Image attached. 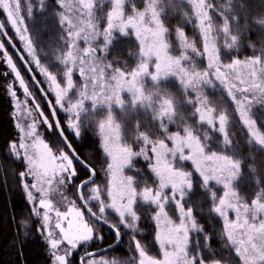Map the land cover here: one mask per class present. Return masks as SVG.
Listing matches in <instances>:
<instances>
[{
  "label": "rangeland",
  "instance_id": "rangeland-1",
  "mask_svg": "<svg viewBox=\"0 0 264 264\" xmlns=\"http://www.w3.org/2000/svg\"><path fill=\"white\" fill-rule=\"evenodd\" d=\"M166 1L12 0L23 25V33L16 35L17 39L11 37L12 41L18 44L33 72L47 85L69 130L77 137L90 132L98 141L101 162L95 168L96 180L83 190L85 201H100L102 196V203L129 210V219H118L113 210L106 211L111 223L123 224V243L117 251L97 260L116 258L121 264H140L143 259L145 264H167L179 253L186 264H192L194 259L198 264H205L199 260L201 251L194 253L189 247L192 237L189 231L201 227L196 216L189 212L190 181L192 178L217 179L230 189L235 174L231 159L208 152L191 135L195 128L190 127L189 118L181 112L186 105L170 102L168 92L160 88L167 79L203 86L208 100L202 99L207 101L206 110L196 114L193 124L206 119H210L209 123L217 121L220 115L218 118L215 112H231V103L223 95L230 84L228 79L221 80L211 64L202 66L203 59L198 58L201 50L192 58L196 49L193 39L170 26L174 21L170 15L177 17ZM183 3L184 6L179 4V10L187 14L192 5ZM165 14L169 20L154 32V25L158 24L155 19ZM114 15L116 22L130 29L138 44L137 53L131 57L120 56L126 55L123 49H110L114 28L110 19ZM0 18L5 29L13 33L1 2ZM222 35L224 40H219L222 44L217 52L220 57L215 56L213 42L206 40V50L215 58L216 66L224 68L220 73L237 82L242 93L256 92L255 96H264V53L250 50L241 57L231 53L232 39L239 41L242 37L237 24L227 27ZM236 51L239 50L236 48ZM0 56L10 75L8 88L16 125L20 122L25 130L27 148L20 155L25 156L23 162L33 169L29 174L33 176L38 199L52 205L53 223L55 211L72 209L87 217L77 199L78 185L72 180L78 174L77 169L74 173L63 147H54L48 141L52 123L18 61L1 40ZM54 87L60 91L59 95ZM250 103L238 97L235 106L253 125L254 121L245 114L251 108ZM17 131L19 139L18 128ZM96 201L91 202L94 209H98ZM229 202L235 203L236 199H227L225 205ZM133 207L134 212L130 211ZM254 208L246 213L240 211L236 216L220 214L232 245L237 244L235 249L231 248L239 250L247 264H259L262 260L255 240L264 236L259 227L264 224V210L260 204ZM72 220L73 235L85 230L83 224L75 222V217ZM132 227L136 235L128 230ZM159 245L169 251L162 255ZM207 264L214 263L208 260Z\"/></svg>",
  "mask_w": 264,
  "mask_h": 264
},
{
  "label": "trees",
  "instance_id": "trees-1",
  "mask_svg": "<svg viewBox=\"0 0 264 264\" xmlns=\"http://www.w3.org/2000/svg\"><path fill=\"white\" fill-rule=\"evenodd\" d=\"M183 2L192 5V10H188L187 14H181L179 10L181 7L179 4L184 6ZM166 4H169L171 11L176 12L177 17L169 14L170 20L172 17L174 19L170 26L181 31L182 35L193 39L196 49L192 52V58L198 55V51L201 50L202 55L199 54L198 58L203 59L202 66L205 63L211 64V69L218 71L220 79L223 78L226 81L228 79L230 83L223 95L225 94L231 103V112L230 110L229 113L215 112L217 117L218 114L220 115L217 121L209 123L210 119H206L194 124L196 114L202 113L207 106L208 100L205 97L203 86L194 82L181 84L177 79H167L160 84V88L168 92L170 102L186 105V107H182L181 112H185L186 118H189L190 127L194 126L195 128L194 131L192 128L191 135L198 138V141L208 152L218 153L231 159L234 166L235 174L230 183L232 192L227 189L229 186L217 179L205 178L199 181L198 178L191 179V188L189 187L190 191L187 194L191 201L189 212L190 215L196 216L201 227L200 230L193 227L189 231L192 236L189 247L194 253L202 252L208 247V238L211 236L214 239V244L211 247L216 250V254L209 259L210 262L214 264H247L243 262L239 250H233L237 244L233 243L232 245V240L226 232L227 226L220 214L224 212V215L227 213L236 216L240 211L244 212L245 210L244 213H246L250 208L255 209L254 207H257L258 204L264 210V96L257 97L255 96L256 92L246 94L244 91L242 93L237 82L232 81L227 74L223 77L220 72L224 68L220 65L216 66L215 58H212L206 50V40L213 42L215 56L220 57V53L217 54V52L222 44L219 40H224L223 31L227 30V27L237 24L242 37L239 41L232 39L231 53L236 57H241L250 50L264 53V0H167ZM182 10L184 11V7ZM192 12L194 13L190 15ZM115 18L116 15L110 19L114 23V28L111 31L113 41L110 49H123L126 55L123 53L120 56L131 57L137 53L138 44H136L132 32H129L130 29L126 28L124 24L116 22ZM168 20L167 14L155 19L158 24L154 25V32L160 30L163 27L162 23ZM6 32L10 35L9 31L6 30ZM0 40L11 56L18 61L1 34ZM119 44L124 45L118 47ZM236 44H238L237 47H235ZM17 48L21 51L19 46ZM236 48L239 51H236ZM19 66L21 72L25 74L20 63ZM161 69L163 70V67ZM160 72L163 73L161 70ZM34 74L53 104L60 125L67 139L71 140L75 152H78L79 157L91 168H97L101 162V151L96 137L90 132H84L82 136L77 137L69 130L67 120L57 109L55 99L47 89V85L43 83L38 74L35 72ZM25 77L29 81L26 75ZM9 80L8 67L0 56V264H52L51 250L38 231L41 221L33 215L31 207L26 201V194L21 190L18 173L23 161H19L9 154L8 146L18 140L8 88ZM49 83L53 87L52 81L49 80ZM30 84L33 87L31 82ZM33 89L52 123V133L47 135L48 141L54 147H63L68 154L56 132L48 109L36 89L34 87ZM54 92L57 95L60 94L56 87H54ZM238 97L251 102L248 105L251 108L245 114L254 121L253 125H250L247 118L242 116V111L236 110L235 105ZM257 112L258 117H256ZM207 116L205 113L206 118ZM74 163L78 172L74 184L78 185L82 180L88 178V171L77 162ZM85 188L86 186L83 189ZM205 197L207 198L205 199ZM227 199L232 201L236 199V202H229L230 204L226 206ZM246 205L248 207H245ZM22 221L27 226L22 225ZM255 242L261 249L259 251L262 260L259 264H264V236L259 237ZM238 252L239 255H237Z\"/></svg>",
  "mask_w": 264,
  "mask_h": 264
},
{
  "label": "snow or ice",
  "instance_id": "snow-or-ice-1",
  "mask_svg": "<svg viewBox=\"0 0 264 264\" xmlns=\"http://www.w3.org/2000/svg\"><path fill=\"white\" fill-rule=\"evenodd\" d=\"M14 95L15 94L13 93V96ZM13 102L15 104V100ZM16 127L19 129V139L18 142L11 143L8 146L9 154L13 155V157L19 161H24L25 156L20 155V153L27 148L24 136L25 130L20 122L17 123ZM69 142L72 143L71 140H69ZM67 155L72 161L71 167L75 173L76 166L74 162L79 160H77L75 156H71V153H68ZM77 155L79 156L78 152ZM82 166L88 171L87 177L91 176V179L87 180L86 183H93L95 181L96 170L91 168L90 165L87 167L84 165ZM32 171L33 169L29 168L28 164L23 162L18 173V178L21 180V190L26 194V201L31 205V211L33 215L39 218L41 221L38 231L41 235L45 236L47 245L51 250L52 264H72L73 259H75V252L78 247L85 248V254L81 257V264H121V260L116 258H113L110 261L107 259H95V256L99 255V253L93 252L91 255H89L88 246H91L95 241L103 242L105 240L103 229L104 227H107L115 234L116 237L115 244L110 245L108 250L117 247L124 235V233L121 231L123 224L117 226L111 223L109 217L105 215V213L108 209H111L117 215L118 219H121V217L124 219H129V210L122 209L115 205L102 203L104 199H102L101 196L100 201L90 200L88 202L90 207L92 201L98 202V209H93L92 212H88L87 217L83 212L77 214L72 209H69L67 212L55 211V221L53 223V218L51 215L53 212L52 205L46 203L43 199H38L39 193L34 190V185L32 183L33 176L29 174ZM29 177H31V181H29ZM77 177L78 174L73 175V182H75ZM84 186H86V184L80 185L81 188ZM120 199L121 204H123V197L121 196ZM130 211L134 212V207L131 208ZM72 217H75L76 223L84 225L85 230L83 232H80L76 235L72 234ZM21 223L22 225L27 226L24 221ZM255 227L256 226H253V228ZM259 227L261 232L264 233V224H261ZM128 230H130L133 235H136L135 227H132ZM25 235H27V233H25ZM213 244L214 239L209 236L208 247L201 252L199 257V260L205 261V264H207V261L216 254V250L211 247ZM159 246L163 249L162 255L169 251V249L163 248V245ZM237 255H239V252ZM141 256H143V253H141ZM140 264H145L143 259H141ZM167 264H186V260H182L180 254L178 253L175 259L173 261L167 262ZM192 264H198V260L194 259Z\"/></svg>",
  "mask_w": 264,
  "mask_h": 264
},
{
  "label": "water",
  "instance_id": "water-1",
  "mask_svg": "<svg viewBox=\"0 0 264 264\" xmlns=\"http://www.w3.org/2000/svg\"><path fill=\"white\" fill-rule=\"evenodd\" d=\"M1 5H2V10L7 18V21L9 23V25L11 26L12 30L14 31V33L17 35L20 34V26L22 27V31H23V25H22V19L19 16V13H17L15 11V9H11L6 0H0ZM20 24V25H19ZM0 34L1 36L4 38V40L6 41V43L8 44V46L10 47V49L12 50L13 54L15 55V57L17 58L18 62L20 63L21 67L24 69L25 71V75L27 76V78L29 79V81L32 83L33 87L36 89L37 93L39 94L40 98L42 99L43 103L45 104L46 108L48 109V112L50 114V117L52 119L53 125L56 129V132L58 133L60 139L63 141V144L65 145L68 153H71V156H75L77 158L76 161L80 166L84 165L85 167H87L88 165L77 155V153L75 152L74 148L72 147L71 143L69 142V140L66 137L65 132L63 131L60 122L58 120V116L57 113L55 111V108L53 106V104L51 103L49 97L47 96L46 92L44 91V89L42 88L40 82L37 80L34 72L32 71L30 65L28 64L27 60L24 58L22 52L16 47V45L13 43L12 39L10 38V36L8 35V33L6 32V29L4 27L3 22L1 21L0 18ZM83 167V166H82ZM84 168V167H83ZM85 169V168H84ZM87 170V169H85ZM91 170V169H89ZM91 176H89L87 179L83 180L82 182H80L78 184L77 187V198L78 201L82 207V209L84 210V212L88 215V212H92L90 210V208L87 206L83 195H82V190L83 188L80 187L81 184H86V186L88 184L91 183H86L87 180H90ZM96 179V176H95ZM115 244V243H114ZM116 248V247H115ZM109 247L103 248L101 250L95 251L96 253L102 254L105 252H108L110 250H113L114 248L108 250ZM93 252L88 253L89 255H91ZM80 264H81V259H80Z\"/></svg>",
  "mask_w": 264,
  "mask_h": 264
},
{
  "label": "flooded vegetation",
  "instance_id": "flooded-vegetation-1",
  "mask_svg": "<svg viewBox=\"0 0 264 264\" xmlns=\"http://www.w3.org/2000/svg\"><path fill=\"white\" fill-rule=\"evenodd\" d=\"M7 1V4H8V6L11 8V9H14L13 8V6H12V0H6ZM20 25V24H19ZM20 34H22L23 33V31H22V27L20 26ZM10 33V38L11 37H14L15 39H17V37H16V34L14 33V31H13V33H11V32H9ZM20 34L18 35V36H20ZM14 43V42H13ZM15 45H16V47L18 46V44L17 43H14ZM87 179V178H86ZM85 180V179H84ZM96 180V179H95ZM83 181V180H82ZM81 181V182H82ZM84 190V189H83ZM83 190H82V195H83ZM83 198H84V196H83ZM85 200V199H84ZM86 202V201H85ZM80 204V203H79ZM86 204L89 206V204L86 202ZM89 208L91 209V211H93V209L94 208H92V207H90L89 206ZM95 214V213H94ZM103 234H104V236H105V240L103 241V242H101V241H95L91 246H89L88 247V253H91V252H94V251H97V250H100V249H102V248H106V247H110V245H113L115 242H116V237H115V234L110 230V229H108L107 227H104V229H103ZM122 243H123V239L121 240V242L119 243V245L116 247V248H114L113 250H110V251H108V252H105V253H103V254H100V255H97V256H95V258H98V257H100V256H103L104 254H106V253H110V252H112V251H117L118 249H120V247H121V245H122ZM78 254H80L79 256H78ZM85 254V249H81V248H79L78 249V252H77V255H76V257H75V259H73V261H72V264H80V259H81V257L83 256Z\"/></svg>",
  "mask_w": 264,
  "mask_h": 264
},
{
  "label": "bare ground",
  "instance_id": "bare-ground-1",
  "mask_svg": "<svg viewBox=\"0 0 264 264\" xmlns=\"http://www.w3.org/2000/svg\"><path fill=\"white\" fill-rule=\"evenodd\" d=\"M88 206V205H87ZM89 207V206H88ZM91 210V209H90ZM49 247V246H48ZM50 249V248H49ZM103 249V248H102ZM101 250V249H100ZM98 251V250H97ZM95 252V251H94ZM103 254V253H102ZM100 255V254H99Z\"/></svg>",
  "mask_w": 264,
  "mask_h": 264
}]
</instances>
